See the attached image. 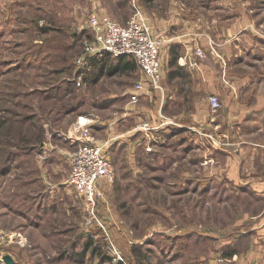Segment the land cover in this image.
I'll use <instances>...</instances> for the list:
<instances>
[{
    "label": "rangeland",
    "instance_id": "rangeland-1",
    "mask_svg": "<svg viewBox=\"0 0 264 264\" xmlns=\"http://www.w3.org/2000/svg\"><path fill=\"white\" fill-rule=\"evenodd\" d=\"M59 1V4L52 3L51 12L62 9L64 3L70 4L72 0ZM75 1L70 4L71 8L66 5L64 10L70 9L71 24L53 23L55 28L36 32L33 52L27 49V44L7 49L0 42V73L6 70V79L0 86L1 103L5 107L1 113L5 123L0 127V264H5L3 256L7 254L15 264H223L228 258L222 254L215 255L214 259L189 260L194 248L185 243L188 236L195 240L199 248L196 256L199 255L205 249V237L196 232L209 227L220 216L216 203L220 202L219 198L207 193L211 183L205 178L211 171L206 168L208 151H188L192 139L188 141L187 137L190 183L186 187L190 197L181 202L171 193L185 189V185L169 183L170 177H176L179 171L163 170L162 159L151 156L153 147L147 135L154 129L145 120L134 124L132 142L117 146L111 128L102 126L96 132L91 129L100 139L97 143H103L104 153L113 167V178L98 180L101 196L95 216L88 220L90 213L84 199L66 180L69 157L78 143L90 138L94 141V135L88 138L82 127L91 121L110 123L113 116L108 109L97 111L96 106L104 95H96L95 87H90V70L84 74L82 86L76 84L78 70L74 61L81 53V35L89 34V14L106 13L125 23L139 10V2L79 0L80 16L74 13ZM3 6L10 10L11 5L1 0L0 8ZM24 15V9L17 8L10 21L9 14L0 13V24L25 26ZM195 49L202 55L200 48ZM29 55L38 63L37 116L41 123L35 128L27 122L31 109L16 105L13 96L20 90L13 79L15 68L23 65ZM124 56L131 59L129 55ZM102 104L101 101L99 105ZM75 121L74 141L70 135L75 134L70 129ZM57 142L63 147L55 149ZM161 142L157 145L160 154L166 151L162 145L165 139ZM134 153L136 158L132 161ZM204 205L206 209L202 210ZM187 222L192 227L191 233L183 230Z\"/></svg>",
    "mask_w": 264,
    "mask_h": 264
},
{
    "label": "crops",
    "instance_id": "crops-1",
    "mask_svg": "<svg viewBox=\"0 0 264 264\" xmlns=\"http://www.w3.org/2000/svg\"><path fill=\"white\" fill-rule=\"evenodd\" d=\"M2 1L11 5L10 10L6 6L0 8L2 16L9 14L12 21L15 10L24 9L26 25L2 27L0 24V42L7 49L27 44V49L33 52L36 32L55 28L53 23L71 24L70 9L64 10L66 5L71 8L75 0L53 12L52 3L59 4V0ZM138 2L141 18L151 34L163 42L160 49L164 66L162 89L147 85L139 101L131 103L128 97L133 82L143 77L137 62L122 55L117 64V56L100 55L94 59L95 65L91 62L89 84L95 87L96 95H104L100 99L103 104L99 102L96 106L97 111L108 109L113 118L110 123L100 120L104 124L99 125L88 122L90 133L86 132L87 126L82 129L88 137L102 126L111 128L117 146L133 141L134 124L142 120L150 123L154 132L150 130L147 135L153 147L149 153L162 159L163 170L179 171L176 177H170L169 183L185 185V189L171 193L181 202L190 197L186 187L190 183L187 152L208 151L206 168L211 171L205 178L211 183L207 193L219 198L220 202L216 203L220 216L209 227L196 232L205 237V249L199 255L196 256L197 243L187 237L185 243L194 248L189 260L214 259L215 255L222 254L228 258L223 264H264V0ZM75 3L74 13L81 16V3L79 0ZM195 48H200L202 55ZM102 60L104 63L98 64ZM37 67V60L35 57L31 60L29 55L23 65L15 68L13 77L20 86L19 92L13 94L15 104L31 109L27 122L33 128L40 127L41 123L37 116L40 103ZM5 72L2 69L0 73V86L6 79ZM213 94L219 97L221 106L212 111L208 96ZM2 97L0 94V121L5 109ZM76 123L70 129L75 134L70 135L74 141ZM187 137L188 141L192 139L188 151ZM93 138L96 142L100 140L95 135ZM163 139L166 151L160 154L157 145ZM57 143L55 149L63 147ZM134 158L135 153L132 161ZM205 209L204 205L202 210ZM184 227V232H192L189 222Z\"/></svg>",
    "mask_w": 264,
    "mask_h": 264
},
{
    "label": "built area",
    "instance_id": "built-area-1",
    "mask_svg": "<svg viewBox=\"0 0 264 264\" xmlns=\"http://www.w3.org/2000/svg\"><path fill=\"white\" fill-rule=\"evenodd\" d=\"M125 23L112 19L106 13L93 12L87 17L89 34H82L80 54L74 63L78 70L76 84L82 86L84 74L91 68V59L105 53L112 56H133L143 77L134 81L129 92V101H139L141 91L147 85L162 89L164 66L162 65V41L156 38L139 11L129 17ZM202 53V51H199ZM211 110L221 106V101L215 94L209 95ZM171 121H169L170 123ZM90 138V137H88ZM70 171L67 182L75 192L84 199L88 210V220L95 216L94 210L101 196L98 180H112L113 167L107 154L104 153L103 143H97L92 138L74 146L70 154Z\"/></svg>",
    "mask_w": 264,
    "mask_h": 264
},
{
    "label": "trees",
    "instance_id": "trees-1",
    "mask_svg": "<svg viewBox=\"0 0 264 264\" xmlns=\"http://www.w3.org/2000/svg\"><path fill=\"white\" fill-rule=\"evenodd\" d=\"M106 54H108V53H106ZM121 57H122V55L116 57V59H117V60H116V61H117L116 63H117V64L119 63ZM131 57L134 59L133 56H131ZM132 58H131V59H132ZM94 59H96V57H94V58L91 59V62L93 61V62H92V66H93V64L95 65V63H94ZM133 59H132V60H133ZM96 62H97V61H96ZM102 62L104 63V61L102 60V61H100L98 64H102ZM126 65H128V61L126 62ZM131 67H134V64L131 65ZM89 72H91V70H90ZM4 123H5V120H4V119H3L2 121H0V127L3 126Z\"/></svg>",
    "mask_w": 264,
    "mask_h": 264
},
{
    "label": "water",
    "instance_id": "water-1",
    "mask_svg": "<svg viewBox=\"0 0 264 264\" xmlns=\"http://www.w3.org/2000/svg\"><path fill=\"white\" fill-rule=\"evenodd\" d=\"M3 261L5 264H15V261L9 254L3 256Z\"/></svg>",
    "mask_w": 264,
    "mask_h": 264
}]
</instances>
